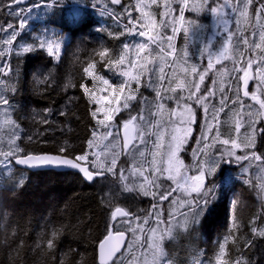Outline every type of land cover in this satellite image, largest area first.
Here are the masks:
<instances>
[{
	"label": "trees",
	"instance_id": "1",
	"mask_svg": "<svg viewBox=\"0 0 264 264\" xmlns=\"http://www.w3.org/2000/svg\"><path fill=\"white\" fill-rule=\"evenodd\" d=\"M140 2L150 5L144 11L156 20L159 29H162L159 27L160 21L165 19L161 13L168 11L165 3L170 4L175 10L172 15L178 18L177 27H180L179 16L182 7L175 4V0H157L156 4H152L151 0H140ZM38 3L51 4L52 0H34L28 8L14 6L12 0H4L5 6L23 10L19 18L9 16L6 11H0V25H6L8 22L18 25L19 19L26 21L25 29H17L20 35L0 56V61L10 65L14 70L9 75L0 77V94L9 100L10 105H0V150L8 151L9 142L15 140L29 154L46 152L59 154L60 147L67 146L73 155H79L87 150V139L91 138L90 134L95 124L90 116L94 105L89 101L88 94L83 92L81 85L89 87L91 93L97 86H94L92 78L87 76L84 68L89 63H94L99 71L98 74L102 75L104 71L108 75L107 71L111 70L112 74L109 75L111 81L117 82L118 85L120 82L122 84L124 77L121 78L119 75L122 66H114L108 61L118 59L124 52L125 44L129 45L127 56L132 57L134 45L141 43L140 41L147 42L146 37L130 35L126 31L129 13L132 17H139V13L134 10L137 0H121L120 4L115 5L111 4L110 0H84L80 5L73 4L72 0H63L62 3L50 8L32 7ZM93 3L97 5L95 9L92 8ZM190 3V0H187L183 9L184 19L196 21L199 27L193 26L187 38L182 30L178 31L173 39L172 44L176 51L170 62L180 67L176 73H173V68L170 66L171 88H176L177 84L183 81L185 83L187 76L192 74L193 66L196 67L197 72L206 66L204 46L207 42V26L211 13L207 10L205 0H202L203 6L200 11L189 9ZM261 3H264V0H252L243 26L240 27L234 21L233 27H229L230 32L235 34L232 42L237 50L236 59L244 57L246 61L250 58L254 60L264 53L263 49L254 46L259 33L261 30L264 31V18H258L256 14ZM207 4L216 7L219 0L214 2L207 0ZM84 5H87V8ZM105 7L108 11L101 15ZM29 8L31 9L26 12ZM74 8L81 10L79 16L73 15ZM58 26L69 33L68 42L59 59L49 56L46 50L22 52L21 45L33 44L37 37L53 38L49 32H53L52 29ZM28 27H32L36 32L34 37H30ZM162 30L169 33L168 29ZM59 34H63V31ZM227 36L228 32L220 35L219 41L225 40ZM7 37L6 32H0V50L5 45L3 39ZM219 41L216 47L219 46ZM161 45L164 43L157 48L159 52ZM164 47L168 48L166 45ZM105 49L107 55L102 59L98 53ZM184 50L188 52L187 57L184 56ZM202 50L203 54H201ZM184 68L188 72L187 75L181 72ZM212 76L213 73L208 75L206 86L212 85ZM225 89L231 97L232 91H229V86ZM177 93L188 95L183 94L186 93V88L183 91L177 89ZM117 94L120 95L119 92ZM219 98H212L211 104L219 107ZM147 101L142 97L131 104L136 107L141 102ZM230 108L229 101L224 111L220 112L221 120L215 130L212 129L210 141L216 134L217 127L220 138L229 139L234 136L232 129H235V126L228 124L232 117L226 114L231 112ZM136 109V114H142L146 107ZM129 111L123 110L117 120L127 119ZM61 112H64V115H61ZM45 118L47 123L43 122ZM139 122L146 127V123L151 122L150 116H145V119ZM204 123V113L202 108H199L198 126H195L193 133L195 140L191 138L183 152L187 157L189 173L195 168L193 151L203 147L196 141L200 139V126ZM113 126L115 127V123ZM256 128H264V119L257 121ZM206 133L207 131L205 135ZM100 134L102 131L98 130L97 137ZM149 138L147 132L144 145L139 142L133 143L125 152L121 130L119 133L113 132L106 142L100 139L102 150L97 153H101L102 162L105 158L110 161L114 153H119L117 166L118 169H125V175H128V170L133 166L141 167L147 175L151 149ZM255 143L257 154L264 152V139L256 136ZM111 144L114 148H111ZM217 146L221 147L219 143ZM96 148L94 147L93 151L96 152ZM259 164L260 161H254L244 176L240 177L239 166L222 163L218 173L206 180V184L214 182L217 185V198L203 214L197 230L189 237L181 236L174 240L175 246L172 245L167 230L171 225L166 221L173 218L169 213L174 211L175 200L185 198L187 201L195 194L191 196L184 194V197H181L179 191H172V183L165 178L160 177L156 180L153 189H149L150 184L146 185L151 192L165 191L168 195V199L158 200L151 195L144 196L139 191V186L143 182L139 177H130L129 183L131 185L134 182L136 190L127 192L122 189L117 177L111 174L97 177L94 182L88 183L75 172L28 171L15 166L11 171L0 172V264H99L98 242L104 237L105 223L110 211L109 205L104 201L109 196L112 198V210L117 206L123 207L136 213L141 221L148 220L147 224L132 222L133 228L139 225L143 231L136 233H133L132 229L126 231L129 236L128 244L133 247L130 253L125 249L124 264H130L136 258L153 264L160 252L158 254L156 252L155 255L148 253V240L151 233H154L152 230L158 225L160 228L156 230L160 232V241H157L160 251L165 242L163 251L174 256L178 264H194V262L217 264L221 244H224L226 249L223 259L227 264H233L237 258L246 260L248 264H264V236L257 234L264 228V191L258 187L262 185L263 177L257 170ZM229 175L232 181L225 185L224 179ZM154 177L149 176V179ZM21 179L24 181L22 185L19 183ZM245 180L248 182L245 183ZM156 185L163 187L158 188ZM185 202L177 213H173L176 220L182 221L183 217L180 213L187 211ZM153 205L162 218V222L158 225L153 221L155 217ZM233 221L238 225V230L232 228ZM253 227L257 232L252 231ZM124 228L125 226L122 225L121 231H124ZM54 232L55 237H53ZM50 239H54L52 248L48 247Z\"/></svg>",
	"mask_w": 264,
	"mask_h": 264
},
{
	"label": "snow or ice",
	"instance_id": "2",
	"mask_svg": "<svg viewBox=\"0 0 264 264\" xmlns=\"http://www.w3.org/2000/svg\"><path fill=\"white\" fill-rule=\"evenodd\" d=\"M63 0H52L51 4H35L33 7H52L55 4L62 3ZM73 4L80 5L83 4L84 0H72ZM214 2V0H213ZM20 0H12V4L18 5ZM111 4H120L121 0H110ZM152 4H156L157 0H151ZM186 3V0H184ZM207 10L212 14H218L221 9L225 7L232 8L233 12H239L241 17H245L247 15V9L252 4V0H238L237 3L230 4L229 0H224V4L218 7H212L207 4V0H205ZM87 8V5H84ZM97 5L95 3L92 4V8L95 9ZM150 7L149 4L141 3L140 0H137V4L134 6V10L139 13V17H132L131 13H129L128 26H126V31L128 34H136L140 37H147V43H137L134 45L137 54L143 53L145 51H149L150 44H156L159 46L163 44L166 40L168 45L167 54L172 55L175 53L176 49L172 44L173 39L178 31H183L185 34V38L188 37L189 32L193 28V26L199 27L196 21H185L183 15V7L181 8L180 16H179V25L177 27V19L172 13L175 11L171 8V5L165 3V8L168 11L161 13L162 16H171V20L162 19L160 21L159 27L162 29L171 28V35H166L161 31H156L153 34V30L157 29V22L154 18L150 16V14L144 11L145 8ZM0 11H6L9 16L19 18V14L22 9H17L11 6H5L4 0H0ZM80 9L74 8L73 15L79 16ZM107 7L104 8L101 15L107 13ZM257 17L264 18V3H261L257 10ZM224 25V30L228 32V36L224 41V44L227 45L232 41L233 36L235 35L228 30V20H222ZM26 27L25 19H19L18 25H14L12 22L6 23V25H0V32H6L9 39L3 40L4 44L11 45L14 40L20 35L19 30H23ZM11 30V31H8ZM57 34L53 33L55 37ZM260 41L264 43V31L260 34ZM63 43V38L59 37V39H53L45 36L43 39L37 37L36 41L33 44H27L26 46L21 45V50L23 53H30L37 50H46L49 56H56L59 59V51L60 45ZM247 43V40H245ZM255 48H261V44H255ZM129 50V45L125 44L124 52L116 59L115 61L109 60L108 63L114 66L116 65H124L126 56ZM165 49L161 48V52H164ZM224 52H227V48H224ZM151 53L149 52V55ZM203 54V50L201 52ZM3 53L0 52V56ZM98 55L103 59L107 55V49L100 51ZM184 56H188V52L184 50ZM223 58V56L219 57ZM147 59V57H145ZM255 63V69H253V64ZM133 66L135 63L133 62ZM212 59L211 53H209V63L208 68H211ZM95 68L94 63H89L86 68H84V72L87 76L96 79L93 69ZM250 70L251 74H250ZM14 70L10 65L0 61V77L9 75ZM150 71L146 66H141V73ZM238 75L236 77V90H235V98L228 97L226 95V89L222 86L218 89L221 93L219 98V107L216 105H212V115L211 119L213 121L217 120V117L220 112L224 111V108L228 105L229 100H231L232 105H239V109H234V114L238 117L235 122V131L239 134L242 126L247 125L251 132L249 134L248 141L244 144L243 149H241V144L237 143L235 139H220L219 129L217 127V131L215 136L213 137V144L219 143L220 145L230 147L226 148L223 151L220 149H216L219 152V156L216 157L212 155L209 149L213 146L208 143V137L205 135V132H211L213 128V124L208 121V111L209 104L211 103V99L215 96V92L213 90L206 91L205 95H196V93L200 92V84L195 80L188 81L187 85L184 82L177 84L176 88H167L164 89V94L160 90H153L156 93L155 98V107L157 108V113L162 111H167L166 102L173 101L179 111L171 110L169 111V117L175 115L178 117V122L183 126L181 128H173V133L181 132L182 135L177 136L173 134L171 136L174 144L168 145V150L166 152V165L164 164V157L161 158L160 165L156 163V156L153 154L152 167L148 171V174L145 175V172L141 170V167L133 166L128 170V175H125V169H118V160L117 157L119 153H114L110 161L105 158V161H101V153H97L93 151L94 147H96V137L98 130H103L101 139H107L113 135V132L119 133L121 128H123L124 134V148H128L130 142L139 141V143H145V135L146 130L142 128L141 124L138 121H143L145 117L138 113L133 115L131 111L128 113L127 119L121 118L117 120L118 115L123 110H130L132 108V101L137 99L136 92H138V88L136 90L131 89V82L135 81L137 84H140V75H133L129 71H122L120 75L126 77L127 79L118 86H113L108 79L103 77H99L102 84L106 87L101 91H108L111 89L110 95H96L95 93H91L89 87L86 85H81L83 92L88 94L89 101L94 105L90 116L95 124L93 125L92 132L90 134L91 138L87 139V150L82 151L79 155H73L71 150L67 146H61L59 149V154L57 155H34L29 154L23 150L20 144L16 143L15 140H11L9 142V150L3 151L0 150V172L11 171L13 167L16 165H23L29 168L42 167V166H67L71 169L77 170V173L82 176L83 179L89 182H94L97 177H104L107 174H111L114 177H117L120 182L122 189L127 192H133L136 190L134 182L129 183L130 177H139L142 178L143 182L139 186V191L144 196H153L154 199L165 200L168 199V195L165 191H159L158 193H154L148 190L146 185L155 184V181L160 178V176H164L167 173L166 179L172 180L176 182L180 187L183 185H188V187L184 188V191H187L190 195L195 193V196H192L190 200H187L185 203L187 204V211L181 212L180 215L183 217L181 220H176L174 218L173 213H169L172 219L166 221L171 227L167 230L169 232L170 240H176L177 238L184 236H191L196 230L198 225L200 224V220L203 214L209 210V205L217 198V185L214 182H210L206 184V180L209 177L214 176L217 173V170L220 168L222 163H231L239 166L240 168V177L244 176V173L248 170V167L251 165L253 161H260L262 165H264V152L257 154L256 151V136H260L264 139V128L257 129L253 127L251 123V114L245 113V108H252L255 104L259 105L260 110H264V53L261 54L258 62L253 59H249L245 62V66L240 68H234ZM162 72V66H161ZM191 72L196 74L199 77V81L203 82L205 76L203 73L197 72L196 67L191 68ZM160 79L163 80L164 76L161 75ZM250 80L256 81V91H249V82ZM125 85L129 88V94L124 96V102L122 106H112V105H120L121 104V95H123L125 91ZM147 87H153L151 83L146 85ZM187 86L188 95H178L177 89L181 91ZM231 87V86H229ZM120 93L118 95L117 93ZM245 98L254 102L253 104H247L245 102ZM71 99V98H69ZM0 105H9V100L2 94H0ZM196 105L198 107H194ZM10 106V105H9ZM199 108H202L204 111L205 123L200 126V139L196 141L197 144H202L203 148L198 147L195 151H193V157L196 158L197 153H201L202 158L196 159L195 171L196 174L193 176H187L184 174L181 169L184 168L183 161L179 158L178 152L180 151L182 145L186 144L191 137L195 140V137L192 136L194 131V127L198 126V115ZM50 111V110H49ZM188 114L187 120L184 119V114ZM64 115V112L60 113ZM257 115H261V112H257ZM47 123V119L43 121ZM177 121H172V123H176ZM115 123V127L113 126ZM159 125V121L156 122ZM218 123V121H217ZM157 140L162 139V133L159 128L156 131ZM134 146V145H133ZM159 147V144L156 145ZM107 147V145H105ZM237 149H241L240 154H237ZM143 156V153H141ZM247 162V163H245ZM191 166H189V169ZM154 173H159V176H155L154 179H149V176H153ZM180 177V181H183V185H180V181L176 180V177ZM232 181V177L226 176L224 179L225 185L230 184ZM248 181L245 180V183ZM20 185L24 183L23 179L19 181ZM158 188H162V185H156ZM264 188V184L261 185ZM111 196L106 198L104 203L108 204L110 207L109 218L105 223V232L104 237L98 242V255L100 256V250L104 243V239L108 238L113 234H123L121 231V226L124 225V232L132 229L133 233L138 231H143L139 225L136 228L132 227L133 221H138L143 224H147L148 220L144 219L140 220V217L131 212L130 209H126L123 207H115L114 210L111 209ZM147 215V214H146ZM153 215L156 217L155 222H162V218L160 216V212L156 210V206L153 205ZM232 228L238 230V225L233 221ZM152 231H155L153 229ZM252 231L255 233L257 229L255 227L252 228ZM259 236H264V228H262L258 233ZM56 236V233H53V237ZM165 242L162 245V249L158 256L155 257L153 264H178L176 258L174 256L169 255L166 251H163ZM54 246V239L48 240V247L52 248ZM122 248H126L129 253L131 250L130 244L125 243ZM122 248L117 253L119 256H116L115 259L112 260L111 264H124L123 257L125 256V252L122 251ZM226 254V249L224 244L220 245L219 255L217 256V264H227V262L223 259ZM155 255V253H154ZM99 264H104L102 259H99ZM195 264V262H194ZM202 264V262H201ZM233 264H248V262L242 258H237Z\"/></svg>",
	"mask_w": 264,
	"mask_h": 264
},
{
	"label": "rangeland",
	"instance_id": "3",
	"mask_svg": "<svg viewBox=\"0 0 264 264\" xmlns=\"http://www.w3.org/2000/svg\"><path fill=\"white\" fill-rule=\"evenodd\" d=\"M190 2L191 3H190L189 9L191 8V10H195V11H197V10L200 11L201 10V8L203 6L202 0H190ZM237 2L238 1H236V0H229L230 4H234V3H237ZM175 4H177L180 8L183 7V9H184V7L187 4V0H186V3H184V0H175ZM223 4H224V0H219L218 6L223 5ZM31 15H29L28 18H30ZM175 17H176V19L178 21L177 16H175ZM246 18H247V15L245 17H241L239 12H233L232 8H230V7H225L223 9H221V11L218 14H212L211 13V16L209 18V23H208V26H207V28H208V30H207V38H206L207 42H206V44L204 46V54L206 55V63H205L206 66H204V69L198 71L199 73H203L204 74L205 79H204L203 82H200L199 81V77L196 74L192 73V74H189V76H187V79L185 80V85H187L188 81H192V80H195L197 83L200 84V92L196 93V95L199 94V93L201 95H205L206 91L213 90L215 92V96L213 98H218V97H220V92L218 91V89L220 87L223 86L225 88L226 86H231V87H229V91H232L231 97L233 99L235 98V90H236V83H237L236 77H237L238 74L235 71H233V69L245 66L246 60L244 59V57H241L240 59L239 58L236 59L237 50L235 49V46H234L233 42L231 41L227 45H225L224 41L226 39L225 40L223 39L220 42L219 41L220 40L219 37H220V35H222L224 33H227L224 30V25L222 23V20H228V22H229L228 23V30L230 32V28L233 27V22L234 21H236L239 24V26L241 27V26H243V23L246 21ZM32 29H33L32 27H28L27 28V31H28L30 37H34L36 35V32H34ZM170 30H171V28H170ZM46 31L47 30H45V32ZM52 31L53 32H49L51 35H53V33H57V35L55 37L53 36L54 39H57L58 37H62L63 38V43L60 45V51H59V57H60L61 54L63 53V50L65 48L66 43L68 42L69 33L64 28H61L59 26L56 27V28H53ZM61 31H63V34H59ZM262 31L263 30H261V32ZM153 34H155V33H153ZM260 34L261 33H259V35H258L256 44H261V48H258V49H263L264 50V43H262L260 41V38H259ZM170 35H171V32H170ZM5 39H9V37H7ZM5 39H3V40H5ZM145 39L147 40V37ZM218 41L220 43H219V46L216 47V44H217ZM140 42L141 43H147V42H144V41H140ZM164 45H166V47H168L166 40L164 42ZM164 45H161V47L166 49V50H168V48H165ZM158 47L159 46H157L156 44H150L149 45V51H145L143 53H140L139 55L137 54L136 49L134 47L133 48L134 53H133L132 57L126 56L125 64L121 65L122 68H121V71H120V72L129 71L133 75H137V74L140 75V84H137L135 81L131 82V89L132 90H136L138 88V92H136L137 99L135 101H132V102L133 103L137 102L142 97L143 98L145 97L146 100H148L147 102H141L140 105H137L136 107H134V105L132 104V108L130 109V111H132L133 115H136L135 112L137 110L136 109L137 107H141L142 109L144 107H146V110L144 112H142V115L144 117L145 116L146 117L150 116L151 122L150 123H146L147 124L146 125L147 128L145 126H143V124L138 121V123L141 124L142 128L146 130V134L148 132L149 135H150L149 145H150L151 149H150V160H149V164L147 166V170L148 171L152 167V163L151 162L153 160V154H155V156H156L157 165H160L162 157H164V164L166 165L167 161H166V155L165 154H166V152L168 150V145L170 143L171 144L175 143L174 141H172L171 136L173 134H175L177 136H180V135L183 134L182 131L181 132H177V133H173V128H178V129L181 128L182 129V127H183L178 122V117L177 116L173 115V116H171V118L169 117V114H168L169 111H171V110L179 111V109L177 108V106H176V104L174 102L172 103V101H167L166 102L167 111H162L160 113H157V108L155 107L154 101H155V98H156V93L153 90V88H155L156 90H160L162 92V94H164L163 90L167 89V88H170V82H171V77H170L171 76L170 75L171 74V72H170L171 68H170V66L173 68V73H176L177 69L180 67V66L177 67L178 64L174 65V63L172 64L170 62V61H172V59L174 57V53L172 55H168L167 51L159 52L157 50ZM225 47L227 48V52L226 53L224 52V48ZM8 49H9V45L5 44L1 48L0 52L4 53ZM237 49H239V47ZM149 52L151 53L150 55H149ZM209 53H211V59H212V65H213L211 68H208ZM221 56H223V58H219ZM145 57H147V59H145ZM259 58L260 57L257 56L254 59V61L258 62ZM133 62L135 63V66H133ZM141 66H146L150 71L141 73ZM161 66H162V72H161ZM118 69H119V67L116 69V73H117ZM253 69H255V63L253 64ZM184 70H181L182 74H186V73L188 74V72H186V68H184ZM251 71L252 70H250V74H251ZM93 72H94L95 77H97V78L96 79H93L92 77L91 78H92L93 83L95 84L94 86H97V87H94L92 89V93H95L98 96L99 95H110V93H111V89H108V91H106V92L105 91H101L106 86L102 84V82L99 79V77H103L105 79H108L113 86H118V84H116L117 82L114 83L110 79L111 77L109 75L112 74L111 70L107 71L108 75H106V73L104 71H103V74L101 75V74H98L99 71L97 70V67L95 65V68L93 69ZM210 73H213V76H212L213 77V83H212L211 86H208V85L206 86V81H207L208 75ZM161 75L164 76L163 80L160 79ZM120 77L123 78L124 76L120 75ZM126 79L127 78L124 77L122 79V83ZM181 81H183V80H181ZM149 83H151L153 85V87H147L146 85H148ZM120 84H121V82H120ZM144 88H145V91H144ZM185 88H186V93H183L184 95L188 94L187 86ZM256 90H257L256 89V81L250 80V82H249V91L251 92V91H256ZM128 94H129V88H128L127 85H125V91H124L123 95H121V97H122L121 104L120 105H115L114 104L113 106H122V104L124 102V96H127ZM177 94L181 95L180 93H177ZM226 95L228 96L229 94L226 93ZM210 99L212 101V98H210ZM149 100H152L153 102L151 103ZM229 101H230V105H231V108H230L231 112H226V114L228 113L229 117H232V118L229 119V121H228L229 123L228 124L232 125V126H235V122L238 119V117L234 114V109H239V105L233 106L231 100H229ZM245 102L247 104H253L254 103V102H252L250 100H247V98H245ZM150 108H152V109H150ZM202 111H203V109H202ZM244 111H245V113H250L251 114V123H252L253 127H255V128H256L257 121L264 119V110H260L258 104H255V106L250 108V109L249 108H245ZM257 112H261V115H257L256 114ZM127 113H129V112H127ZM203 113H204V111H203ZM211 115H212V104L210 103L207 117H208V121L213 124V128L212 129L215 130V127L219 125V120H221L220 113H219L216 121H213L211 119ZM204 116H205V114H204ZM187 118H188V114L185 113L184 114V119L187 120ZM157 121L160 122L159 125H157V123H156ZM172 121H177V122L174 124V123H172ZM204 121H205V118H204ZM217 121H218V123H217ZM157 128H159L161 133H162V139H160L159 141L157 140V134H156ZM194 129H195V127H194ZM121 130H122V128H121ZM101 131L103 133V130H101ZM232 131L234 132V136H232L229 139H235L237 141V143L241 144V149H243L244 144L248 141L251 129H249L247 127V125H245V126L241 127L239 134L236 133L235 129H232ZM193 133H194V131H193ZM193 133H192V136H193ZM237 135H238V139H237ZM101 136H102V134H100L98 137H96V145H97L96 146L97 147L96 148V152H101V150H102V144H99ZM206 136L208 137V143L210 145H213L209 149V151H210V153L212 155H214L216 157L219 156V152L216 151V149H220V151H223L226 148L230 147V145H227V146L221 145V147H219V146L216 147L217 143L213 144V139H212V141L209 140V137L211 138V132H207ZM109 138L110 137H108L107 139H102V140H104V142H106ZM144 139H145V137H144ZM190 139H191V137H189V140L187 141L186 144L182 145L180 151L178 152V156L183 161V164H184V168H182L181 171L184 174H186L187 176H193V175L196 174L195 168H193L191 173H189L190 171L187 169L188 165H187V162H186L187 157H185L183 155V152L186 150V146L189 143ZM220 139H224V138H220ZM145 141H146V139H145ZM136 142H139V141H136ZM136 142H133V143H136ZM144 144L145 143H143V145ZM157 144H159V147L156 146ZM111 148H114V146L112 144H111ZM201 148H203V147H201ZM241 149H237L236 150L237 154H240ZM147 150H148V147H147ZM197 158H202L201 157V153H197V156H196V158L194 160L193 166H195ZM245 163H247V162H245ZM253 163H254V161L251 164H253ZM257 170H258L259 173H261L260 175H262V177H263V183L262 184H264V166L259 164L258 167H257ZM218 171H219V169L217 170V173H218ZM154 176H159V173H154V175L151 176V177H154ZM160 177H163V178L166 179L167 173H165L164 176H160ZM212 177H214V176H212ZM166 180H168V179H166ZM176 180L180 181V177L177 176ZM168 181H170L172 183V185H173V190L172 191H174V190L179 191L181 193V197H184V194H185V196L186 195L187 196H191V195L195 194V193H192L190 195L187 191H184V188L188 187V185H183V181H180V185H183V187H180L176 182H174L172 180H168ZM258 187L261 188L264 191V188L261 187V184L258 185ZM153 188H154L153 184H150L149 189H153ZM185 201H186L185 198H181L179 200H175L176 203H174V206H173V210H174L173 213L174 214L177 213L181 209V205H183V203ZM155 220H156V217L153 218L154 222H155ZM158 224L159 223H157V225ZM159 228H160V225H158L156 229L158 230ZM157 230L154 231L153 234L151 233L150 239L148 240V243H149L148 253H151L152 255H154V253H156V252H157V254H158V252H160V248H159V245H158V242L160 241V232H157ZM175 244H176V242L174 240H172V245L175 246ZM132 247L133 246H131V248ZM148 262H144L142 259L136 258L130 264H149Z\"/></svg>",
	"mask_w": 264,
	"mask_h": 264
},
{
	"label": "water",
	"instance_id": "4",
	"mask_svg": "<svg viewBox=\"0 0 264 264\" xmlns=\"http://www.w3.org/2000/svg\"><path fill=\"white\" fill-rule=\"evenodd\" d=\"M31 2H33V0H20V3L18 5H16V4H12V5L26 7ZM121 138H122V143H123V148H124L123 128L121 130ZM132 144H133V142H130L128 148H124V151L127 152L130 149ZM34 155H57V154L46 152V153H38V154H34ZM16 167H18L20 169H25L28 171L53 170V171H58V172L70 171V172L77 173V170L71 169L70 167H67V166H61V167L42 166V167L29 168V167L23 166V165H16ZM86 182L92 183L89 181H86ZM122 232H123V234H119V233L113 234V235H110L108 238L104 239V243H103L102 248L100 250V256L98 255V261H99V259H102L104 261V264H111L112 260L115 259L116 256H119V254H117V253L120 251V249L124 245L125 237H126V244H128V240H129L128 234L124 231H122ZM125 249L126 248H122V251H125Z\"/></svg>",
	"mask_w": 264,
	"mask_h": 264
},
{
	"label": "flooded vegetation",
	"instance_id": "5",
	"mask_svg": "<svg viewBox=\"0 0 264 264\" xmlns=\"http://www.w3.org/2000/svg\"><path fill=\"white\" fill-rule=\"evenodd\" d=\"M33 1H34V0H33ZM42 4H43V3H42ZM217 6H218V5H217ZM217 6H216V7H217ZM32 7H33V6H32ZM32 7H31V8H32ZM31 8H29L28 11H29ZM28 11H27V12H28ZM165 19H167V20H171V16H165ZM166 30H167V29H166ZM168 30H169V33H168V32H164V30L159 29V28H157V29H155V30H153V31H154V33H155L156 31H161V32L164 33L165 36H166V35H169L170 32H171L170 28H168Z\"/></svg>",
	"mask_w": 264,
	"mask_h": 264
}]
</instances>
